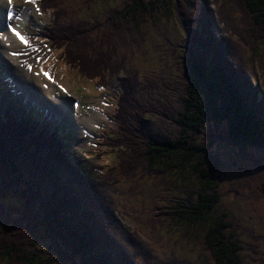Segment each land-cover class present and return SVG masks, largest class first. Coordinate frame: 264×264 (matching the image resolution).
Wrapping results in <instances>:
<instances>
[{"label":"rangeland","instance_id":"rangeland-1","mask_svg":"<svg viewBox=\"0 0 264 264\" xmlns=\"http://www.w3.org/2000/svg\"><path fill=\"white\" fill-rule=\"evenodd\" d=\"M15 1L19 4L28 2V0ZM164 1L171 2V0ZM129 2L130 0H92L90 2L88 0H52L50 5L55 4L59 11L54 32L59 38L65 36L66 27L72 28L74 32H84L86 26L96 25L97 22L105 20L114 10L122 9ZM1 3L5 2L0 0ZM208 9V13L202 14L195 22L196 33L199 36L202 35L205 42L209 40L212 49L219 50L224 57L229 58L236 65L239 80L246 94L257 109L264 113V55L258 57V50H255L264 48V43L261 46L248 43L240 34L243 32L239 31V19L236 17L238 14L221 0H208ZM5 16L4 10L0 9V26L3 23L0 30L5 27ZM30 21L41 22L38 18H32ZM228 23L235 26L238 32L228 36L226 28H232ZM39 27L41 28L42 25L39 24ZM21 28L25 33H29L25 25ZM191 36L194 35L187 28L180 26L171 13L162 17L155 27L144 28L128 43H124V37L120 42L119 39L112 38L111 42H108L110 45L103 46L100 43L99 46L94 36L77 40L75 44L72 42L75 56L86 62L90 61L98 69H91L79 60L80 64L90 69V72H87L85 68L59 66L58 74H62V81L66 83L70 91L69 98H65L66 86L54 88L56 85L53 82L54 75L52 80H49L47 75L44 77L45 71H41V65L28 53L38 65L40 70L38 76L46 84H50V93L54 97L56 94L59 101H68L72 106L69 119L63 114L62 116L57 114L58 116L55 117L67 123L64 124L66 130H72L78 138L75 142L67 141L62 130L59 131L57 140L54 138L51 140L47 136L37 140L26 132L24 141L27 146L33 147V154L37 156V161L24 163L22 185L15 187L2 201L3 205L12 214L14 213L13 216L20 220L25 217L41 218L40 200L29 201V199L33 195L45 199L54 192L53 189L57 188L61 189L62 194L72 196L73 215L80 223L89 225L92 222L95 225L91 224L99 240V245L94 250L98 254L108 253L121 264H213L208 259L207 252L201 249L202 233L196 224L188 230L187 225H178L170 219L164 221L162 217L164 216L163 206L168 202L166 206L172 209L177 208L179 201L183 203L181 205L184 209L190 206L189 201L194 203L195 189L190 179L181 177L176 180H165L166 184L177 183L179 186L169 195L163 193L160 187L153 185L154 182L149 178H139V175L134 174H131L132 178L125 176L124 179L121 178L128 181L126 186L121 184L115 186L114 179L102 168L103 165L100 166L106 163L109 157L112 162L118 164L119 161L117 152L104 151L107 147L104 141L108 137L107 134L100 135L99 142L89 143L83 138L82 129L80 135L76 130V125L81 124V120L78 119L76 125L73 120L76 99L97 94L100 86H105L109 90L112 85H119L122 89H128L124 97L126 109L128 107L130 110L132 103L140 104L141 107H146L147 104L146 108L151 110L165 109L164 111L170 114L172 123L173 117L177 119L174 115L175 110L178 109V105L174 102L178 91L176 85L181 82L177 74L187 63L182 46L185 40H188L187 37L191 38ZM1 37L4 38L3 32L0 33V40ZM4 41L7 42V37ZM174 44L176 49L173 47ZM193 48L197 54L207 53L200 44L194 43ZM67 52L68 50L65 51L66 55ZM11 55L15 53L11 52ZM17 56L18 64L22 65V53L21 56ZM206 56L209 62L213 54H206ZM6 59L0 52V60H2L0 66L3 71L0 75L2 90L8 91L4 84L8 83L6 73H11L18 79L17 87L21 96L20 99H9V105L16 103L21 107L19 101L24 104L30 98L41 107L61 110L57 100L54 97L51 98L49 93L43 92L38 83L30 79L29 82L27 81L28 76L26 72L24 74V71L27 66L29 67V63L23 65V68L13 69L15 67L13 61ZM32 65L35 66V64ZM44 100L48 103L45 104ZM82 103H85L84 98ZM4 109H1V115L5 114ZM96 110H85L79 118L90 119L94 117ZM135 110L137 111V108ZM97 113L99 114L97 116L102 118V115ZM123 115L121 113L119 117L120 121L125 123ZM127 117L129 118L128 115ZM156 123L155 127L159 128L160 132L172 130L169 122ZM69 126H71L70 129ZM83 127L88 128L87 125ZM111 127L120 131L119 125ZM112 128L107 131H111ZM209 128H212L220 137L225 136L226 125L217 129L214 124H204L205 131ZM48 136L52 135L48 134ZM201 138L203 139V136L198 139ZM61 143L67 147L59 146ZM209 154L213 162L217 163V172L213 176L212 186L219 194L212 217L216 218V221L233 224L230 228L233 235L228 237L233 243L238 242V244L235 243V247L241 264H264V149L233 145L222 140L209 150ZM202 158L209 159L204 156ZM155 181L160 182L157 179ZM32 187L33 191L30 189ZM162 195L166 198V204L158 202V197ZM157 207L160 208L158 213H156ZM156 214H160V218L163 219L156 220ZM63 244L64 241H61L62 246ZM36 246L38 247L35 251L41 258H45L52 250L51 243L42 238L37 241ZM76 262L81 264L79 258H76ZM57 264H71V262Z\"/></svg>","mask_w":264,"mask_h":264},{"label":"trees","instance_id":"trees-1","mask_svg":"<svg viewBox=\"0 0 264 264\" xmlns=\"http://www.w3.org/2000/svg\"><path fill=\"white\" fill-rule=\"evenodd\" d=\"M44 1L46 4L52 2ZM221 1L238 14L236 17L243 38L248 43L261 46L264 43V0ZM208 10V0H171L169 3L164 0H130L105 20L86 26L84 32H74L66 27L65 36L58 41L61 46L67 44V56L71 60L79 59L85 66L98 69L90 61L75 56L72 42L75 44L77 40L94 36L99 46L100 43L110 45L108 42L112 38L120 42L124 37V43H128L144 28L155 27L162 17L171 13L180 26L194 35L187 37L182 46L187 63L177 74L181 79L176 85L178 91L174 99L178 105L174 113L177 119L173 117L171 123L170 114L165 109L151 110L146 108L147 104L141 107L132 103L130 110L124 107L125 128L115 137L118 156L122 157L120 175L147 177L167 195L179 186L164 182L189 178L194 184V203L189 201L190 206L185 209L181 201L175 209L166 206L169 202L165 203L162 217L181 226L187 225L188 230L196 224L202 233L201 249L207 252L213 264H241L235 247L238 242L233 243L228 237L233 235L230 229L233 224L216 221L212 217L219 194L212 186L217 163L209 157V150L222 140L233 145L264 149V113L246 94L236 65L222 52L212 49L209 40L205 42L202 35L196 33L195 22ZM194 43L200 44L207 53L197 54ZM255 50H258V57L264 55V48ZM210 53L213 56L208 62L206 54ZM156 122H169L172 130L160 132L155 127ZM204 124H214L217 129L226 125L225 136L220 137L212 128L205 131ZM20 126L14 119L0 117V264H79L76 258L81 260V264H121L108 253L94 251L99 240L91 225L93 223L82 224L77 220L72 211V196L62 194L61 189H53L54 192L45 199L36 195L29 199L40 200L41 218L25 217L20 220L3 205L2 201L10 192L22 185L24 163L37 161L33 147L27 146L24 141L26 131ZM200 136L203 139L199 140ZM202 156L209 158H205L208 163ZM30 189L34 190L33 187ZM155 216L156 220L160 219L157 214ZM40 238L51 243L52 250L45 258L35 251ZM61 241H64L63 246Z\"/></svg>","mask_w":264,"mask_h":264},{"label":"bare ground","instance_id":"bare-ground-1","mask_svg":"<svg viewBox=\"0 0 264 264\" xmlns=\"http://www.w3.org/2000/svg\"><path fill=\"white\" fill-rule=\"evenodd\" d=\"M3 2H5V3H1L0 4V9L1 10H4V12L6 14V11L8 9L9 4L5 0H3ZM2 30H3L2 32L4 33V38L1 37V40H0V49H1L0 52H1V54L5 55V57L7 58L6 60L10 59V60L13 61V65L15 66V67H13V69L23 68L22 66L24 65V63L28 61L29 62V67H27V69L25 68L26 70L24 71V74L26 72L27 73V76H28V77H26L27 81L29 82V79H30L31 81L38 83L40 89L43 92L49 93L51 98L54 97L50 93V91H49V88L51 87L50 84H48V83L46 84L44 82V80L41 77L38 76V73H39L40 70H38L39 69L38 68V65L36 63H34L33 58H31V56L28 54V52L25 51L24 47L16 39H14L12 37V35H10L7 32L6 27L2 28ZM5 37H7V42L4 41ZM8 44H10V45H8ZM11 52L15 53V55L12 56L11 55ZM21 53H22L21 59H22L23 62H22V65L21 64L19 65L18 62H17V60H16V56L17 55H20L21 56ZM32 64H35V66L32 65ZM40 84H42V85H40ZM67 98H69V97H67ZM44 101H45V104L48 103V101H46V100H44ZM56 102H57L59 108H61V110H59V109L53 110V117L56 118L55 116L57 114L58 115H61V116L63 114L67 119H69L70 113H71L70 110L72 108V106L70 105V103H68V101L67 102H65V101L62 102V101H59L58 99H57ZM43 107H45V106H43ZM94 119H95L94 117L93 118H90V119H83V120H81V124L84 125V126L85 125L89 126L91 123H93ZM99 119L101 120L102 118H99Z\"/></svg>","mask_w":264,"mask_h":264},{"label":"snow or ice","instance_id":"snow-or-ice-1","mask_svg":"<svg viewBox=\"0 0 264 264\" xmlns=\"http://www.w3.org/2000/svg\"><path fill=\"white\" fill-rule=\"evenodd\" d=\"M8 2L11 3V0H8ZM28 2L31 3V2H33V0H28ZM37 11H39V8H37ZM15 35L18 36V38L21 40L22 43H25V44L28 43V42L24 39V37L20 35L19 32H15ZM46 75H47V74H46Z\"/></svg>","mask_w":264,"mask_h":264}]
</instances>
